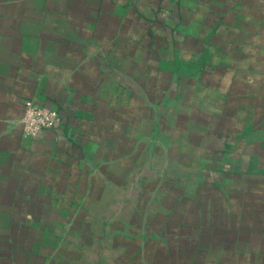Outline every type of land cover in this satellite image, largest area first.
I'll return each mask as SVG.
<instances>
[{
  "label": "rangeland",
  "instance_id": "374dc122",
  "mask_svg": "<svg viewBox=\"0 0 264 264\" xmlns=\"http://www.w3.org/2000/svg\"><path fill=\"white\" fill-rule=\"evenodd\" d=\"M147 51L74 173L32 176L11 215L0 208V264H214L237 233L264 230V157L249 155L264 142V96L251 92L264 63L179 65L174 102L170 65Z\"/></svg>",
  "mask_w": 264,
  "mask_h": 264
},
{
  "label": "crops",
  "instance_id": "0c3cea01",
  "mask_svg": "<svg viewBox=\"0 0 264 264\" xmlns=\"http://www.w3.org/2000/svg\"><path fill=\"white\" fill-rule=\"evenodd\" d=\"M145 49L170 65L174 94L179 65L214 75L224 64L264 63V0H0V208L11 215L32 176L74 173L66 166L101 127L109 96L122 94L126 64H140ZM259 83L251 92L264 96L262 75ZM28 99L61 113L58 127L26 136ZM257 147L249 154L256 160L264 142ZM236 236L243 244L219 249L214 264H264V230Z\"/></svg>",
  "mask_w": 264,
  "mask_h": 264
},
{
  "label": "built area",
  "instance_id": "2783aa9c",
  "mask_svg": "<svg viewBox=\"0 0 264 264\" xmlns=\"http://www.w3.org/2000/svg\"><path fill=\"white\" fill-rule=\"evenodd\" d=\"M61 115L57 110L28 99L21 117L24 134L37 138L44 131L58 127Z\"/></svg>",
  "mask_w": 264,
  "mask_h": 264
},
{
  "label": "trees",
  "instance_id": "16d2710c",
  "mask_svg": "<svg viewBox=\"0 0 264 264\" xmlns=\"http://www.w3.org/2000/svg\"><path fill=\"white\" fill-rule=\"evenodd\" d=\"M60 115H61V113H60ZM62 119H63V117H62V115H61V121H62ZM61 123V122H60ZM174 207H175V205H174ZM9 223V228L11 229V227H13V225L15 224L14 222H8ZM10 229H9V232H10Z\"/></svg>",
  "mask_w": 264,
  "mask_h": 264
}]
</instances>
